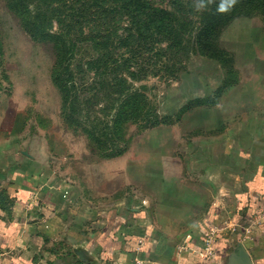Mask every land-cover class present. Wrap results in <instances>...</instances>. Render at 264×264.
Listing matches in <instances>:
<instances>
[{
	"label": "rangeland",
	"instance_id": "1",
	"mask_svg": "<svg viewBox=\"0 0 264 264\" xmlns=\"http://www.w3.org/2000/svg\"><path fill=\"white\" fill-rule=\"evenodd\" d=\"M148 2L167 10L173 18L179 15L182 23H177L176 29L182 31L186 26L185 35L192 36L184 38L174 56L156 50L143 58L146 64L137 66L135 76L129 71L123 76L133 87L144 85L148 100L161 113H174L192 98L212 96L225 81L214 104L196 107L180 120L152 129H143L130 116L122 129L126 151L106 158L103 148L62 118L61 94L50 78L52 45L33 42L5 0H0V164L6 162L10 168L14 163L19 165L14 158L25 160L20 149L29 150L36 160H48L58 179L71 177L78 208L90 206L84 205L90 202L93 207L102 194L103 211L111 204L125 206L149 200L148 218L161 231L181 240L180 248L188 237L201 235L199 223L211 202L206 199L208 193H218L220 182L233 185L237 168L225 167L230 161L227 153L231 152L232 158L244 145L252 152L250 164H264V6L256 2L236 4L210 33V41L223 53L222 66L196 49L199 15L192 8L193 0H181V9L169 0ZM70 5L60 7L68 18ZM86 9L73 16L81 24L76 31L79 41L90 33L86 28L90 11ZM98 13L102 18L95 35L98 47L109 32L126 33L127 14L114 10ZM185 14L194 20L189 26L181 17ZM160 43L166 45L164 40ZM88 53L76 57L86 60ZM80 75L76 73L78 82L87 79L84 74L80 79ZM213 160L221 165L212 166ZM213 173L215 178L210 181Z\"/></svg>",
	"mask_w": 264,
	"mask_h": 264
},
{
	"label": "crops",
	"instance_id": "2",
	"mask_svg": "<svg viewBox=\"0 0 264 264\" xmlns=\"http://www.w3.org/2000/svg\"><path fill=\"white\" fill-rule=\"evenodd\" d=\"M19 151L25 158H14L19 165L0 164V264H264V164H250L244 145L232 158L227 153L225 167L237 168L233 185L220 182L218 193H208L201 235L188 237L185 250L148 218L149 200L103 211L102 194L93 207L78 208L70 176L58 179L48 160ZM139 238L145 240L141 249Z\"/></svg>",
	"mask_w": 264,
	"mask_h": 264
},
{
	"label": "trees",
	"instance_id": "3",
	"mask_svg": "<svg viewBox=\"0 0 264 264\" xmlns=\"http://www.w3.org/2000/svg\"><path fill=\"white\" fill-rule=\"evenodd\" d=\"M169 1L176 8H182L181 0ZM76 2L82 3L76 5ZM253 2L264 6V0H238L237 4ZM5 4L18 19L22 31L33 42L52 45L54 61L50 78L61 94L62 118L103 148L106 158L119 156L126 151L122 129L130 116L143 129L170 124L196 107L205 108L214 104L216 97L220 95L219 91L226 85L224 81V86H220L219 91L216 89L212 96L210 94L190 99L174 113H161L148 100L144 85L133 87L127 82L123 73L129 71L131 77L135 76L137 66L146 64L143 58L147 59L149 53L160 50L162 55L174 56L181 50L184 38L192 36L191 33L185 35L188 32L186 26L182 31L176 29L177 23H182L179 15L173 18L170 12L154 6L148 0H5ZM69 4L71 18L64 16L60 10V7ZM86 7L90 11L86 14V28L90 33L79 41L76 39V31L78 26L81 28V24L73 16L80 9L83 14ZM215 8L214 3L209 10L198 13L194 39L198 46L196 49L202 55L216 58L224 66L225 61L221 59L223 53L209 39L210 33L218 29L227 17L216 14ZM100 10L121 11L127 14L128 19L126 33L109 32L103 39V45L98 47L95 35L96 28L101 24L99 20H102L101 13H98L102 12ZM181 17L188 26L194 21L187 19L186 14ZM162 40L166 45L160 43ZM208 41L210 45H206ZM79 42L82 45L77 44ZM81 49L84 51H80ZM79 52H89L88 58L77 59L76 54H80ZM1 55L0 40V57ZM0 66L2 69V60ZM3 69L6 70L4 66ZM77 72L81 74L80 79L83 78L82 74L87 79L78 82Z\"/></svg>",
	"mask_w": 264,
	"mask_h": 264
},
{
	"label": "clouds",
	"instance_id": "4",
	"mask_svg": "<svg viewBox=\"0 0 264 264\" xmlns=\"http://www.w3.org/2000/svg\"><path fill=\"white\" fill-rule=\"evenodd\" d=\"M216 4L215 13L219 15L229 14L238 0H193L192 8L195 12L200 13L209 10L210 5Z\"/></svg>",
	"mask_w": 264,
	"mask_h": 264
},
{
	"label": "built area",
	"instance_id": "5",
	"mask_svg": "<svg viewBox=\"0 0 264 264\" xmlns=\"http://www.w3.org/2000/svg\"><path fill=\"white\" fill-rule=\"evenodd\" d=\"M210 242H211V238H209V237H207V239H206V245H205V247H204V252L205 253H208V250L210 249ZM144 244H145V240L143 239V238H139L138 239V249H141V247H143L144 246ZM186 247H188V245H183L182 247H180L179 249H183V250H185V249H187ZM130 264H144V261L143 260H138V259H136L135 261H133V262H131Z\"/></svg>",
	"mask_w": 264,
	"mask_h": 264
}]
</instances>
